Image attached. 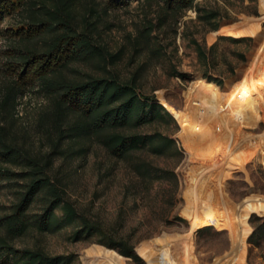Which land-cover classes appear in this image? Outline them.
<instances>
[{
	"label": "rangeland",
	"instance_id": "374dc122",
	"mask_svg": "<svg viewBox=\"0 0 264 264\" xmlns=\"http://www.w3.org/2000/svg\"><path fill=\"white\" fill-rule=\"evenodd\" d=\"M55 1L57 0H21L17 9L7 13L1 23L7 34L1 39L0 44L12 52L18 51V48L42 46L50 33L30 38H20L18 34L20 30H25L31 13L37 11L44 15L45 6L54 5ZM260 1L200 0L202 5L219 7L222 10L224 15L219 21L218 28L204 30L197 20L196 10L191 8L179 21L177 30H170L169 35H165L166 41L170 42L167 52L164 51L161 56H156L149 51L150 46H153L152 40L147 42L148 45L143 43L144 49H135V40L145 22V14L152 9L151 15H153L154 7L140 0L115 6L108 5L107 0H61L62 6L68 5L70 8L66 18L78 30L92 34L93 42L98 46L95 54L88 58L73 60L61 74L66 79L77 80L107 75L128 80L140 63L146 61L144 67L138 71L137 80L141 92L153 95V98L159 102L160 98H163L180 110L185 105V91L192 86L196 76L202 74L197 70V51L190 43V31H194L195 35L200 40H205L208 45L222 34L231 35L227 29L228 22H234L231 28L240 31L252 30L256 31V34L264 35V19H260L263 17ZM255 23L259 25L256 29ZM222 29L226 33L219 32ZM213 31H217V35ZM253 44L252 37L250 48ZM103 50L115 52L113 59L107 55L110 61L107 64L103 59ZM256 52H253L250 61ZM7 65L5 59L2 61L0 57V69L4 68L6 71ZM173 67L186 72L187 76L183 78L171 73ZM233 74L225 77L222 84L212 82L224 87L226 79ZM54 105L53 95L38 83H28L27 90L17 97L14 110L16 119L12 122V127L20 136V132H25V146H31L36 151L54 146L53 137L55 138L58 132L50 113ZM78 116L68 110L66 120H76ZM174 118V120L166 118L155 122L146 121L137 127L131 126L132 128H129V125L119 127L126 132L137 130L148 133L161 130L177 139L183 155L173 154L160 159L163 164L175 168L178 172L179 184L175 188L177 197L174 202L168 199L166 201V197L165 201L161 200L162 189L170 187L168 180L163 184L159 180L155 181L154 185H151V194H144L140 187L138 189L133 187L129 181L131 167L123 160L115 163L116 168L113 173L106 174L105 168L113 158L106 150L107 145L103 141V118L99 119V125L93 126L90 135L64 141L63 146H89L85 157L68 158L65 161L59 158L55 162V170L60 169L58 176L66 182L69 197L80 213L100 224L102 228L103 220L106 224L114 225L121 211L129 215L130 221L127 222L124 230L137 237L135 250L140 259L124 255L118 249L97 241L96 239L101 238L99 233L92 238L74 239L72 232L80 225V220L55 232L30 231L16 239V246H40L51 253H72L75 258L73 264H224L230 256L228 254L232 247L229 230L211 225L212 227L198 233L200 227L196 230L191 225L189 227L188 218L181 212L186 203L184 196L187 187L186 174L191 161L181 138L180 123L175 116ZM246 129L253 134H263L264 121ZM150 184L143 182L141 187L147 189ZM224 186L229 197L245 212L242 222L244 231L240 237L245 264H263L264 149L260 150L243 169L233 170L225 179ZM139 190L144 197L140 196L138 203H135L133 197ZM12 198L13 194L5 181L0 182V216L8 209ZM146 210H150L148 215ZM176 212L185 220L172 217ZM167 214L173 218L172 223H167L153 235H144L151 227L166 223L164 216ZM176 230L183 232L177 233ZM138 245L147 253V259L138 252ZM164 248H166L165 252L162 253ZM97 255L100 256L99 260L86 259ZM103 257L107 258L103 259ZM0 264H16V259L12 254L8 256L1 253Z\"/></svg>",
	"mask_w": 264,
	"mask_h": 264
},
{
	"label": "trees",
	"instance_id": "16d2710c",
	"mask_svg": "<svg viewBox=\"0 0 264 264\" xmlns=\"http://www.w3.org/2000/svg\"><path fill=\"white\" fill-rule=\"evenodd\" d=\"M131 1L107 0V4L115 6L129 4ZM140 1L154 7V14L151 15L152 9L145 14V22L135 40V49H144L143 43L148 45L147 42L152 40L153 46H150L149 51L156 56L167 52L170 42L166 41L165 35H169L170 30H177L179 21L189 9L196 10L197 20L206 31L217 29L224 15L219 7L202 5L200 0ZM20 2L21 0H0V41L7 34L1 23L7 13L17 9ZM69 11L68 5L62 6L61 0H57L54 5L45 6L44 15L37 11L31 13L25 30H20L18 36L30 38L50 33L42 46L18 48V51L12 52L0 44V57L8 63L6 71L4 68L0 69V182L5 181L13 194L8 209L0 216V254H12L16 264H73L75 258L72 253H51L40 246L18 247L15 242L30 231L55 232L74 225L79 220L80 225L72 232L74 239L92 238L99 233L101 238L96 239L97 241L118 249L124 255L141 258L135 250L137 237L124 230L130 221L129 215L121 211L114 225L106 224L103 220L102 228L79 212L69 197L66 182L58 176L60 169L55 170V162L59 158L65 161L87 155L89 146H63L64 141L90 135L93 126L99 125L100 118H103V141L107 145L105 148L114 159L107 164L106 174L113 173L115 163L123 160L131 167L129 181L133 187H140L144 194H151V185L155 181L159 180L163 184L168 180L170 187L162 189L161 200L165 201L166 197V201L168 199L174 202L177 197L175 188L179 184L178 172L160 161L173 154L183 155L177 139L161 130L144 133L137 130L126 132L119 128L127 125L129 128L137 127L146 121L175 119L174 114L155 100L153 95L141 92L137 80L138 71L146 61L140 63L128 80L115 75L92 76L86 80L64 78L61 73L70 62L88 58L98 48L93 42L92 34L78 30L66 18ZM219 32L226 33L224 29ZM228 32L231 35L222 34L208 45L194 31H190V43L197 51V70L217 84H222L225 77L233 74L237 65L246 60L253 36L231 27ZM107 55L113 59L115 52L103 50L106 64L110 62ZM171 73L183 78L187 76L186 72L176 67L172 68ZM28 83L40 84L54 97L55 105L50 113L58 132L53 137L54 146L47 149L36 151L31 146H25V132H20V136L12 127V122L16 119L14 110L17 97L27 90ZM68 110L78 114V119L66 120ZM143 182L151 184L145 189L141 187ZM141 191L135 193V203L144 197ZM149 211L146 210V215ZM164 217L166 223L151 227L144 235L158 232L164 225L173 222L172 217L185 220L178 212L172 217L170 214ZM210 227L212 226H202L198 233ZM137 250L142 257L148 258L139 245ZM86 259L99 260L100 256Z\"/></svg>",
	"mask_w": 264,
	"mask_h": 264
},
{
	"label": "bare ground",
	"instance_id": "6f19581e",
	"mask_svg": "<svg viewBox=\"0 0 264 264\" xmlns=\"http://www.w3.org/2000/svg\"><path fill=\"white\" fill-rule=\"evenodd\" d=\"M260 11L262 20L264 0L260 1ZM233 23L228 22L227 29ZM258 26L254 24L255 29ZM242 32L255 36L258 44L254 52L258 51L224 87L196 76L185 91L182 109L160 98L179 121L181 138L190 155L186 203L181 212L194 228L213 225L229 230L232 247L224 264L246 263L240 247L245 212L225 191V179L264 149V133L246 131L264 121V35L252 30Z\"/></svg>",
	"mask_w": 264,
	"mask_h": 264
},
{
	"label": "water",
	"instance_id": "95a60500",
	"mask_svg": "<svg viewBox=\"0 0 264 264\" xmlns=\"http://www.w3.org/2000/svg\"><path fill=\"white\" fill-rule=\"evenodd\" d=\"M214 32V31H213ZM216 35H217V33H216ZM253 38H254V44L251 46V48H250V50L248 51V53H247V55H246V60L241 64V65H239L238 67H237V69H236V71H235V73L232 75V76H230L229 78H227L226 79V81H225V83L228 81V80H230V79H232L237 73H238V71H239V69H241L242 67H244L249 61H250V59H251V55L253 54V52L255 51V49H256V47H257V44H258V42H257V40H256V38L254 37V36H252ZM202 77H204L202 74H200ZM207 80H209L208 78H206ZM160 102H161V100H160ZM162 103V102H161ZM163 104V103H162ZM165 105V104H164ZM166 106V105H165ZM167 107V106H166ZM189 227H190V224H189ZM194 230H196V228L194 229ZM193 230V231H194ZM177 231V230H176ZM177 232H183V231H177Z\"/></svg>",
	"mask_w": 264,
	"mask_h": 264
}]
</instances>
